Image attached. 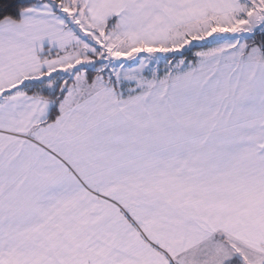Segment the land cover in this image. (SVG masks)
Instances as JSON below:
<instances>
[{
    "label": "snow or ice",
    "instance_id": "snow-or-ice-1",
    "mask_svg": "<svg viewBox=\"0 0 264 264\" xmlns=\"http://www.w3.org/2000/svg\"><path fill=\"white\" fill-rule=\"evenodd\" d=\"M0 264H264V0H0Z\"/></svg>",
    "mask_w": 264,
    "mask_h": 264
}]
</instances>
